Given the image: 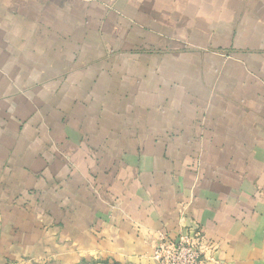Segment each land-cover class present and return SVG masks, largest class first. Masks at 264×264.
Masks as SVG:
<instances>
[{
  "label": "crops",
  "instance_id": "obj_1",
  "mask_svg": "<svg viewBox=\"0 0 264 264\" xmlns=\"http://www.w3.org/2000/svg\"><path fill=\"white\" fill-rule=\"evenodd\" d=\"M195 230L264 264V0H0V264Z\"/></svg>",
  "mask_w": 264,
  "mask_h": 264
},
{
  "label": "built area",
  "instance_id": "obj_2",
  "mask_svg": "<svg viewBox=\"0 0 264 264\" xmlns=\"http://www.w3.org/2000/svg\"><path fill=\"white\" fill-rule=\"evenodd\" d=\"M204 238L199 230L177 242L160 239L153 250L155 264H201Z\"/></svg>",
  "mask_w": 264,
  "mask_h": 264
},
{
  "label": "rangeland",
  "instance_id": "obj_3",
  "mask_svg": "<svg viewBox=\"0 0 264 264\" xmlns=\"http://www.w3.org/2000/svg\"><path fill=\"white\" fill-rule=\"evenodd\" d=\"M203 241H204V254H202V256L200 257L201 263L203 262L202 259L205 261H210L212 259V256H208L210 254H207L209 252V249H210L209 246L210 245L208 244L207 240L204 239Z\"/></svg>",
  "mask_w": 264,
  "mask_h": 264
}]
</instances>
